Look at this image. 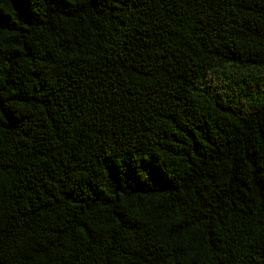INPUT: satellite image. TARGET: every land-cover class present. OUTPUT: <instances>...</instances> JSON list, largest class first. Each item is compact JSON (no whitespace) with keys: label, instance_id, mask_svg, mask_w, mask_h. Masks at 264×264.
<instances>
[{"label":"trees","instance_id":"obj_1","mask_svg":"<svg viewBox=\"0 0 264 264\" xmlns=\"http://www.w3.org/2000/svg\"><path fill=\"white\" fill-rule=\"evenodd\" d=\"M0 264H264V0H0Z\"/></svg>","mask_w":264,"mask_h":264},{"label":"rangeland","instance_id":"obj_2","mask_svg":"<svg viewBox=\"0 0 264 264\" xmlns=\"http://www.w3.org/2000/svg\"><path fill=\"white\" fill-rule=\"evenodd\" d=\"M205 81L212 85H219V87H223L227 81V75L222 70L213 69L207 74Z\"/></svg>","mask_w":264,"mask_h":264}]
</instances>
